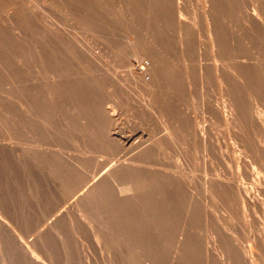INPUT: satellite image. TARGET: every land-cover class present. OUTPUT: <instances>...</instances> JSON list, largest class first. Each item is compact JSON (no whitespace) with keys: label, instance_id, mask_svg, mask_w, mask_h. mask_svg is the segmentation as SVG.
<instances>
[{"label":"bare ground","instance_id":"bare-ground-1","mask_svg":"<svg viewBox=\"0 0 264 264\" xmlns=\"http://www.w3.org/2000/svg\"><path fill=\"white\" fill-rule=\"evenodd\" d=\"M60 1L64 4L69 2L68 0L66 3L64 0ZM60 1L53 0L52 2L61 3ZM116 1H113L114 4ZM129 1L136 3L134 0H126L127 3ZM90 2L93 4V1ZM107 2L109 3V1L105 3ZM145 2L146 12L144 10L145 14L140 17L132 14L136 11L135 9L131 13L123 12L114 15V17L117 16V19L113 17L116 20V23L114 21L115 28L117 22L118 27L119 22L126 25L125 30L122 28L123 34L117 32L121 37L117 35L124 40L122 46H114L115 44L108 46L109 44L95 42L89 32L82 34L86 38L89 37L88 39L91 38L92 41L82 38V41L85 39L87 42L74 44V40L70 42L71 36L68 34L71 29L67 32V28L65 30L60 28V22H57L59 19L53 20L58 23H55L54 29L53 26H50V30H47L45 26L43 27L46 29L38 27L41 23L38 24V19L40 14H43L41 12L40 16L36 13L38 19L37 15L35 17L31 15L32 13L27 14L30 18L29 22L36 25L35 29L33 27V30L27 29L25 24L26 30L23 27L25 25L21 24L22 32L19 34L17 31L12 32L15 35L13 38L16 37V41L20 44L22 59L17 60L10 56L7 58V67L9 70L13 67L18 69L19 73L16 72L18 73L16 75L22 72L21 82L19 80L18 83H21V88L25 91L7 93L4 97L6 107L0 110V133L2 132L3 135L2 141L0 140V150L12 155L13 164L23 165V170L18 177L26 189H29L31 178L28 169L32 168L33 171L30 170V172H33L31 175L34 189L31 188L34 191L39 189L45 195L46 192L56 194L55 205H62V207L64 205L60 211H55L56 209L50 206L52 209H49V213H59L47 226L48 228L46 227L44 232H37L36 236L41 237V234L49 236L48 233L55 232V229L51 231L50 227L54 228L57 221L69 219L71 223L72 219V221L75 220L73 222L78 223V226L79 224L87 226L83 228L85 230L88 228L93 236L90 238L95 239L96 246L102 251L101 247L105 244L107 246L112 239V232L117 231V239L119 238L120 242L118 248L116 249L115 245L112 246L110 242V245L116 249L115 252L112 248L114 250L113 260L111 259L113 262L117 259L120 262H128L131 258L132 264H264V240L262 232H260L262 236L258 233L260 230L252 232L249 229L250 235L245 239L246 244H244L246 246L242 248L236 244V240L233 241L234 233L228 234L231 238L223 232H221L223 234L218 233L223 242V246L220 247L221 251H218V246V249L215 247L216 238L212 235L211 237L208 235L204 243L200 244L199 231L194 226V223H197L195 222L196 215L202 211H197V208L203 207L202 202L206 199L213 202L214 199L226 196L229 200L227 208L231 211L229 216L227 213L226 215L230 221L236 219L241 223V219H244L245 222L250 216L264 212V0H199L197 17L200 21L198 24L202 28L201 35L194 27L197 22L193 25L183 18V15H188L186 9L188 0H147ZM89 3L86 4L88 9L91 8L90 5L93 7L95 4L96 6V3L93 5ZM118 3L115 4L116 7ZM136 4L139 8H143V3L141 6L138 2ZM37 6L42 7L36 3L34 10ZM69 6L65 7L66 11ZM100 6L95 8L96 12L98 11L96 17L101 14ZM128 6L133 7L132 4L131 7L128 4L125 9H128ZM110 7L114 6L110 5ZM116 7L114 9L118 12ZM58 9L56 8L57 11ZM28 10L26 12L30 13ZM69 10L72 12L71 9ZM90 10L87 12L88 17ZM57 11L54 9L52 15L57 14L58 16ZM103 14L104 11L101 14L103 17L98 15L99 20L97 18L95 20L99 22L101 19H107L108 16L104 14L105 18ZM194 14L193 11V17H196ZM60 15L61 13L59 17ZM91 15L93 18V11ZM22 16H19L20 20ZM45 16L52 17L49 14L44 15V18ZM66 17L64 21L71 19V17ZM74 17L82 19V17L72 15V18ZM193 17L189 18L194 19ZM110 18L109 16L108 19ZM195 19L194 21L197 20ZM18 20L15 22L18 23ZM95 22L91 23V26L99 27L100 24L95 26ZM111 22L109 24H112ZM91 26H87V30H94ZM70 27L72 28V25ZM112 27L114 28L111 25ZM96 28L95 33L97 31L100 34L104 29L102 28L99 32L100 28L98 30ZM103 32L111 35L106 31ZM128 35H134L136 40H131ZM39 36L42 40L48 41V43L45 42L47 45L49 43L50 45L45 46L43 42L41 44ZM200 37L203 39L200 40ZM37 39L40 44L35 45L33 42ZM0 59L4 57L0 56ZM145 60L148 61V65H144ZM134 62L139 63V71ZM8 84L11 85L10 82ZM217 85L219 87L218 97L213 93V88H217ZM30 89L33 93H27ZM203 90L211 95L207 96ZM11 91H13L12 88ZM193 98L197 99V104L194 103L199 107V110L194 108V112L201 110L200 113H206L208 115L207 117L205 114L206 119L210 122L214 120L219 123L216 124L218 127L223 125L226 128L223 129L228 131L233 144L240 148L236 145L234 147L237 150L241 149L242 152L239 153L249 159V162L241 160L238 166L237 178L241 183H237L236 176L229 173L230 171L212 173L209 161L205 159H203L204 165L202 163L203 173L201 171V174H198L193 164L191 165L186 159L185 149L188 147L193 150L196 144H200L210 149V153L216 147V145L213 147L210 127L203 125L205 117L199 113L196 115L197 111L196 114L191 111ZM143 125H146L151 132L146 140H141L148 134V131L142 128ZM70 135H74L81 146L86 149L89 147L93 153H102L109 157L117 155V157L111 158L114 161L111 164H108L106 159L96 161L93 170H87L84 163L94 162L95 157L87 158L86 154V158L81 156L75 162H71L64 155L65 152L62 153L64 148L62 145L66 137L69 138ZM222 142L225 144V139ZM108 144L113 146L112 149L114 148L111 153L106 151ZM182 145L185 149L180 147ZM165 149L168 152L164 151ZM175 151H179L178 156L182 155L186 165L185 169L176 167L179 159L175 167L160 162L162 154ZM243 157L240 156L241 159H244ZM249 167L252 170H249ZM244 181L250 183L249 186H245ZM1 193L0 190V233L5 237H13L18 248L31 264H45L40 258L37 260L34 255L33 242L36 240L33 239L26 243L21 241L24 236L17 228V223L21 220L18 221L10 214V204L6 201L7 199L5 201L3 200L5 198L1 199ZM39 195L41 197V193ZM34 196L32 198L36 197ZM22 198L24 200V197ZM22 198L20 197L21 200ZM23 200L21 202L26 201ZM224 201L220 199L219 203ZM224 204L228 205V202L220 203V205ZM201 207L199 208L203 209ZM179 208L181 213L178 211ZM208 208L206 207L207 212H209ZM28 209L30 212L31 208ZM21 210L23 209L21 208L17 213L20 214ZM178 213L180 219L178 217L176 222L180 220V226L175 229L177 230L175 240L169 244L171 225ZM18 214L17 216L21 218ZM205 217L207 218V214ZM199 219H201L200 215ZM248 221L251 223L250 220ZM233 222L230 224L233 225ZM252 222L254 224V221ZM56 224L59 230L58 224L61 222ZM59 236H61L60 233ZM63 240L60 242L64 244L66 240ZM137 249H142L141 254L145 249L146 255L144 254V257L136 255ZM62 251L57 250V255L65 258L66 253L64 255ZM66 257L65 259L71 264L72 258ZM9 262L10 260L5 264H10Z\"/></svg>","mask_w":264,"mask_h":264},{"label":"rangeland","instance_id":"rangeland-1","mask_svg":"<svg viewBox=\"0 0 264 264\" xmlns=\"http://www.w3.org/2000/svg\"><path fill=\"white\" fill-rule=\"evenodd\" d=\"M20 1V2H19ZM34 1H36L35 2V4H34ZM38 1V2H37ZM48 1H49V3H48ZM53 0H0V26H2V27H4V26H6V27H4V28H2V27H0V40H1V42H0V56H1V58H3L4 57V59H0V62L3 60L4 62L2 63H0V72H2V73H0V79H1V83H0V95L2 96H0V110H3V109H5V107H6V101H5V95L7 94V93H22V92H24L23 90H22V85H20L21 83H18V81L19 82H21V79H22V72H21V74L20 75H16V74H18L19 73V71H18V69H16V68H12L11 70H9L8 69V59L7 58H9L10 56H12L14 59H19V60H21L22 59V57H21V47H20V44H18L19 42L18 41H16L17 40V38L15 37V38H13L15 35H13L12 34V32H18V34L20 33V32H22V25H27V27H26V25L25 26H23V27H25L24 29H31V30H33V28L35 29L36 28V25H33V23L31 22H29V20H30V18H29V16L28 15H30L31 13V15H33V16H35L36 17V15L38 14H40V12L41 13H45L44 15H47V14H49L50 16H52V17H49V16H45V18H44V15L43 14H40L39 16H40V18H42V19H40L39 17H38V15H37V19L39 20L38 21V24L40 23V26L38 25V27H43V26H45L46 28H48L47 30H50V28L53 26V29H54V26H55V23H57V22H60L59 23V25L61 26L60 28H64V30H65V28H67L66 29V31L68 32L70 29V32H68V34L71 36L70 38H71V40H70V42H73L72 40H74V44H82V43H84V41L85 42H87V41H92V40H90V39H88L89 37H84V33L86 32H89V33H91L92 34V38L95 40V42L97 41L98 43H105V45L107 44H109L108 46H113L114 44V46H122V44H123V42H124V40H122V38H120L121 36L119 35L120 33L119 32H121V34H123L122 33V31H123V29L126 27V25H125V23H122L121 22V24H122V26H121V24H120V22H119V27H118V22H117V27L119 28H115V25L116 24H114V21H115V23H116V20H114V18L115 19H117V16H115L114 17V15H117L118 13H126V12H129V13H131L132 12V10H136V11H134V12H132V14H136L137 16H141V15H143V14H145L144 12H146V6H145V4L147 3V2H145V1H147V0H143L142 1V3L144 4V2H145V4L144 5H142V3H141V0H137V1H135L134 0V2H138V4L139 3H141V4H139L140 6L142 5V7L144 8H141V9H143V10H141L140 8H139V6H137V4L136 3H133V2H131V1H129V2H131V4H132V6L133 5H135V6H133V7H131V4L128 2H126V0L124 1V0H120L119 1V3L116 1V0H106V1H109V3L107 2V3H105L106 1L104 0V2H103V0H96L97 2H94L95 0H89V2L90 1H93V4L94 3H96V6H97V8H99V6H100V3L101 2H103V3H101L102 5L100 6V9L99 10H101L100 12H101V14H102V12L104 11V14H106V16H108V18H109V16L111 17L110 19H108V21L109 22H111L112 24H109V22L107 21V19H103L105 22H102L103 20L101 19V21H99L98 22V20H99V18H98V15H97V17H96V13H98V11L96 12V10H95V8H96V6H95V4H94V6L92 7L91 5L89 6V7H91L92 9H94L95 10V12H94V10H92L91 8H89L88 9V6L86 5V4H88L89 2H87L88 0H85V2H87L86 4H84L83 2H82V0H68L69 2H68V4L66 3V0H64V2L66 3V4H64L62 1H60V0H56V1H60L61 3H59V2H52ZM101 1V2H100ZM113 1H116V3H118L119 5L121 4V6H119L118 4H117V7H116V3L114 4V2ZM121 1H124V2H121ZM128 1V0H127ZM133 1V0H132ZM197 1V2H196ZM198 1L199 0H188V4H187V6H186V9H187V12H188V15H190V16H188L187 14H185V15H183V18H184V20L186 19V21H188L189 23H191V24H196L195 22H197V24L194 26L195 27V29L200 33V35L202 34V28H201V25H199L198 23H200V21H198L199 19H198V17H197V14H199V7H198ZM9 2H11V4L9 3ZM22 2V3H21ZM40 2V3H39ZM121 2V3H120ZM126 2V3H125ZM9 3V4H8ZM14 3V4H13ZM30 3V4H29ZM36 3L38 4V5H41L42 7H40V6H37L36 8L37 9H35L34 10V6L36 5ZM83 3V4H82ZM129 4L130 5V7L131 8H129V6H128V9L126 8L125 9V7L127 6H124L125 4ZM13 4V5H12ZM27 4H29V5H27ZM33 6H32V5ZM45 4V6H43ZM89 4H92L91 2L89 3ZM92 4V5H93ZM106 4H108L107 5V7H105L106 6ZM52 5H54V6H56L55 8L52 6ZM66 5V6H65ZM70 5V6H69ZM99 5V6H98ZM104 5V6H103ZM110 5L111 6H114V7H112L113 8V10H112V8L110 7ZM60 6H65V7H68L69 6V9H71L72 10V12L69 10V9H67V11H66V8H65V11H66V13H65V11H64V8H61ZM87 6V7H86ZM119 6V7H118ZM192 6V7H191ZM11 7V8H10ZM20 7V8H19ZM34 7V8H33ZM41 8V10H38V9H40ZM48 7V8H47ZM53 7V8H52ZM60 7V8H59ZM104 7V10H102V8ZM116 7V10H118V12L117 11H115V8ZM123 7V10H121V8ZM135 7V8H134ZM32 9L31 11L30 10H28V9ZM46 8V9H45ZM49 8H50V11H48L49 10ZM56 8L58 9V11L56 10ZM87 8V9H86ZM96 8V9H97ZM119 8V9H118ZM198 8V9H197ZM42 9H43V11H42ZM53 9V10H52ZM54 9H55V11H57L56 13H58V16H57V14L54 16V15H52V14H54ZM93 11V18H91V14H92V11ZM108 10L106 13H105V11L106 10ZM191 9V10H190ZM193 9V10H192ZM24 10V11H23ZM28 10V12L30 11V13H27L26 11ZM33 10H34V12H35V14H34V12H33ZM88 10H90L89 11V17L87 16L88 15ZM128 10V11H127ZM145 10V11H144ZM196 10V11H195ZM198 10V11H197ZM46 11V12H45ZM48 11V12H47ZM71 13H70V12ZM120 11V12H119ZM144 11V12H143ZM191 11H192V13H191ZM193 11H194V15H196V19L193 17ZM9 12V13H8ZM23 12V13H22ZM24 12L26 13L25 15H24ZM39 12V13H38ZM62 12H64V14L62 13ZM73 12H74V14H73ZM99 12V13H100ZM114 12H116V13H114ZM135 12H137V13H135ZM17 13V14H16ZM37 13V14H36ZM51 13V14H50ZM61 13V15H60V17L61 18H63V19H61L60 17H59V14ZM69 13V14H68ZM76 13H77V15H76ZM91 13V14H90ZM94 13H95V15H94ZM108 13L110 14V15H108ZM113 13V14H112ZM23 16H22V15ZM28 14V15H27ZM73 16H77V17H82V19H79V18H76V17H74L76 20H73L74 18H72V15ZM99 15V16H102V15ZM103 14V15H104ZM43 15V16H42ZM68 15V16H67ZM70 15V16H69ZM113 15V16H112ZM192 15V16H191ZM19 16H22V20H20V17ZM67 16V17H66ZM105 16V15H104ZM106 16H105V18H106ZM46 17H47V19H46ZM55 19H54V18ZM64 17H66V18H70L71 17V19H68V20H66V21H68V22H72L71 23V25H72V28L70 27L71 25H68V24H70V23H67L66 21H64L65 20V18ZM85 17H86V19H85ZM103 17V16H102ZM114 17V18H113ZM191 17H193L196 21H194V19H190ZM14 18H16L15 20H14ZM19 20H18V19ZM87 18H88V20H87ZM90 18H91V20H90ZM98 19V20H95V19ZM25 21H24V20ZM56 19H59V20H57V22L56 21H53V20H56ZM19 21L18 23L17 22H15V21ZM41 20V21H40ZM52 20V21H51ZM71 20H73V21H71ZM85 20V21H84ZM87 20V21H86ZM191 20V21H190ZM193 20V21H192ZM64 21V22H63ZM83 21H84V23H83ZM91 21V22H90ZM95 22V26H98L99 24V27H92L91 26V23L92 22ZM15 22V23H14ZM62 22H63V24H62ZM93 22V23H94ZM98 22V24L96 25V23ZM102 22V23H101ZM2 23V24H1ZM17 23V24H16ZM28 23H30V24H28ZM92 23V24H93ZM104 23V24H103ZM11 24V25H10ZM22 24V25H21ZM49 24V25H48ZM58 24V23H57ZM105 24H106V26H105ZM110 26H109V25ZM114 24V25H113ZM139 24V23H138ZM9 25V27H7ZM31 26V28H30V26ZM103 25V26H102ZM111 25L112 26H114V28L112 27L111 28ZM51 26V27H50ZM79 26V27H78ZM90 27L91 26V29L92 28H94V32H92V30H87V28L88 27ZM142 26V25H141ZM33 27V28H32ZM45 27H43V29L45 28ZM80 27H82V28H80ZM108 27H109V29H108ZM199 28V29H201L200 31H199V29H197V28ZM7 28V29H6ZM13 30H12V29ZM16 28V29H15ZM19 28H20V31H18L19 30ZM45 28V29H46ZM74 28H76V29H74ZM86 28V29H85ZM95 28H96V30H98V28H100L99 29V32H101V30H102V28H107V29H103L102 30V32L103 31H106V32H108V33H110L111 35L109 36V35H106V34H104V32L102 33L101 32V34L100 33H98L97 31H96V33H95ZM123 28V29H122ZM9 29V30H8ZM26 29V30H27ZM83 29V30H82ZM90 29V28H89ZM113 29V30H112ZM143 29V28H142ZM2 30H5V31H2ZM75 30V31H74ZM112 30V31H111ZM115 30H116V33H115ZM120 30V31H119ZM125 30V29H124ZM23 31H25V30H23ZM114 31V32H113ZM143 31H144V29H143ZM74 34H73V33ZM119 34H118V33ZM9 33H11V34H9ZM84 35H83V34ZM107 33V34H108ZM113 33H115V35H114V37H117V38H114V37H112L113 36ZM3 34V35H2ZM4 34H6V35H4ZM17 34V33H16ZM96 34V35H95ZM120 36H118V35ZM15 40H13L10 36ZM72 35H74V37H75V39H77V41H75V39H74V37L72 36ZM97 35H100V36H97ZM102 35V36H101ZM117 35V36H116ZM3 36V37H2ZM108 36V37H107ZM129 36V38L131 39V40H136V39H134V38H136L134 35H128ZM40 37V36H39ZM81 37V38H80ZM101 37H103V39L101 38ZM6 38V39H5ZM8 38V39H7ZM70 38H68V39H70ZM82 38H85L84 39V41H82L83 39ZM105 38H107V39H105ZM110 38V39H109ZM120 40H119V39ZM9 39H10V41H9ZM14 41V42H16L15 44H16V46H15V44H14V42L12 41V40ZM82 39V40H81ZM99 39V40H98ZM203 38L202 37H200V40H202ZM6 41V43H5V41ZM36 40V39H35ZM39 40H41L40 42H41V44H43V43H45V42H47L48 43V41H46V40H42V38L40 37L39 38ZM39 40L37 39V41H34L33 43H35V45L36 44H40V42H39ZM12 41V42H11ZM100 41V42H99ZM120 41H121V43H120ZM43 42V43H42ZM69 42V43H70ZM115 42V43H114ZM117 42V43H116ZM118 42H119V44H118ZM9 43V44H8ZM11 43V44H10ZM72 43V44H73ZM13 44V45H12ZM46 44V43H45ZM44 44V45H45ZM111 44V45H110ZM18 45V46H17ZM43 45V46H44ZM48 45H50V43L48 44ZM47 44L45 45V46H48ZM124 45V44H123ZM38 46H42V45H38ZM2 47V48H1ZM21 51V52H20ZM13 54V55H10L11 53ZM15 52H16V54H15ZM19 52V53H18ZM9 54V55H6V54ZM21 53V54H20ZM4 54H5V56H4ZM20 55V56H19ZM8 56V57H7ZM18 56V57H17ZM30 57V56H29ZM117 57V56H116ZM6 58V59H5ZM5 61H6V63H5ZM147 60H145V61H143V63H144V65H148V61L146 62ZM134 64H135V66H136V68H137V70L139 71V69H140V66H139V63H137V62H134ZM4 70H3V69ZM2 70V71H1ZM9 70V71H8ZM14 70V71H13ZM7 72H9L8 74H7ZM16 72H18V73H16ZM3 73L5 74L4 76H3ZM15 73V74H14ZM7 74V75H6ZM11 74V75H10ZM15 75V76H14ZM3 76V77H2ZM8 76V77H7ZM12 78H11V77ZM7 77V78H6ZM3 78V79H2ZM11 78V79H10ZM13 78H15L14 80H12ZM20 78V79H19ZM6 79L11 83V85L10 84H8L9 82L8 81H6ZM4 80H5V83H7V84H5L4 83ZM11 80H12V82H11ZM15 81V82H14ZM16 83H18V84H16ZM13 84H15V85H13ZM4 85V86H3ZM7 85V86H6ZM9 85V86H8ZM11 86V87H10ZM8 87H10V89L8 88ZM11 88L13 89V91H11ZM15 88H16V90H15ZM18 88V89H17ZM20 89V90H19ZM214 89H216V90H214ZM18 90V91H17ZM206 90V89H205ZM205 90H203V92L204 93H206L205 92ZM20 91V92H19ZM213 93H215V96H217V94L219 93V87H218V85H217V88L216 87H214L213 88ZM215 91H217V92H215ZM28 92H31V93H33V91L30 89L29 91H27V93ZM3 94V95H2ZM207 94V96L208 95H211V93L209 94V93H206ZM134 96V95H133ZM218 97V96H217ZM197 104V99L195 100L194 98H193V107L191 106L190 108H192V110L191 111H193V113H195L196 114V111L194 112V110L195 109H198L199 110V107L198 106H195V103ZM3 103V104H2ZM195 106V107H194ZM197 107V108H196ZM195 108V109H194ZM201 111V110H200ZM200 111H197V114L196 115H198V113H199V115H203L204 117H205V119H203L204 120V122H203V120L201 121V122H203L204 124L203 125H208L209 127H210V129H211V133H212V142H213V147H215V145H216V147H217V151H216V147H215V149L213 148L211 151H212V153H210L209 151H210V149H207V147L205 148V147H203L202 145H200V144H196L195 145V147L194 146H191V147H194L193 148V150H192V148H184V146L182 147V146H180L182 149H185V156H186V159L190 162V164L194 167V169L196 170L195 172H197L198 174H201V171H202V173H203V170H204V166H202V163H203V165H204V162H203V159H205L206 161H209L208 163L210 164V166H211V169L213 170L212 171V173H214V174H218V173H222L223 172V170H224V172L225 171H230L229 173H231L234 177H235V179H236V181H237V183L239 184V183H241V181L237 178V175H238V166H239V164L242 162L241 160H245V162H249V159L247 158V157H245L242 153L240 154L239 152L241 151L242 152V150L241 149H238L237 150V148L236 147H239L238 145H236V144H233L234 142H233V140H231L229 137H230V135L228 134V131L227 130H224V129H226L223 125L222 126H220V127H218V125H216V124H219V123H217V122H215L214 120H212V122H210V120L209 119H206V116L208 117V115L206 114V116H205V114L203 113H200ZM208 120V121H207ZM214 121V122H213ZM211 124V125H210ZM217 126V127H216ZM142 128H144V129H146L147 131H148V134H147V131H146V136L143 138V139H141V140H146L147 138H149L148 136L149 135H151V132H150V130H149V128H147V126L145 125H143V127ZM215 128V129H214ZM218 128V129H217ZM224 128V129H223ZM221 131V132H220ZM222 132H226L225 134H223ZM71 134H73V133H71ZM215 134H216V136H215ZM228 134V135H227ZM218 135V136H217ZM3 135H2V132L0 133V140L2 141V137ZM71 136V135H70ZM69 136V138L68 137H66V141H65V143L62 145L63 147H61V148H63V150H62V153H64V155L66 156V157H68L70 160H71V162H75L76 161V159L77 158H79V157H81L82 156V158H86V154H87V158L88 157H95V160H94V162H85L84 163V165H86V166H84L87 170H93V165L95 164V162L97 161H103V159L105 160L106 159V161H107V163L108 164H111V163H113L114 161H113V159H111V158H114L115 159V157H117V155L116 156H114V157H109V156H106V155H104V154H102V153H93L91 150H90V148L89 147H87V146H85V147H87V149L86 148H84V146H81V144H79V142H77V140L74 138V135H72L71 137ZM215 136V137H214ZM220 136H221V138H220ZM224 136V137H223ZM219 138V139H218ZM213 139H214V141H213ZM224 139H225V144H224V142H222V141H224ZM231 140V141H230ZM0 141V142H1ZM227 141V142H226ZM222 142V143H221ZM215 143V144H214ZM233 145V146H232ZM234 145H236V147H234ZM198 146H199V148H198ZM75 147V148H74ZM110 147H111V149H112V145L110 146V144H108L107 146H106V151L107 152H112V151H114V148L111 150L110 149ZM202 147H203V151H202ZM226 148H228V149H226ZM235 148V149H234ZM240 148V147H239ZM207 149V150H206ZM190 150V151H189ZM191 150H192V152H191ZM231 150V151H230ZM64 151V152H63ZM164 151H167L166 149L164 150ZM187 151V152H186ZM194 151V152H193ZM198 151V152H197ZM214 151H216V152H214ZM221 151V152H220ZM2 152V153H1ZM168 152V151H167ZM178 152L179 151H175V152H169V153H167V154H162L161 156H160V158H162V161H160V162H163V163H166V165H170L171 167H175L176 165H177V162H178V165L176 166V167H178L179 169H185L186 168V165L184 164V160H183V158H182V155H180V156H178ZM200 152H201V154H200ZM203 152V153H202ZM219 152V153H218ZM224 152H226L225 154H224ZM0 190H1V194H2V196H4V197H2L1 196V199L2 198H5V199H3L4 201L6 200L9 204H10V214L11 215H13L14 217H16V219L18 220V221H20V222H18V223H20V224H18L17 223V228L19 229V231L23 234V238L21 239V241L22 242H24V243H26V242H31V241H33V239H34V241L35 242H33V246H34V248H33V252L35 253L34 255H35V257H36V259L38 260V258H40L45 264H70V262L68 261V260H66L65 258H67L66 256H68V258H72V263L71 264H107L106 262H109L108 264H132V261H131V258L128 260V262H120L119 261V259H117V261H112L113 260V252H114V250H115V252H116V249L118 248V245L120 244V242H119V238L117 239V231L115 230V231H113L112 232V239H110V242L112 243H110V242H108V244H107V246H108V248H107V246H106V244L105 245H103V247H101L102 246V244H100L101 246V248L103 249V251L100 249V248H98L97 246H96V242H95V239L93 238H90L92 235L90 234V232H89V230H88V228H86V230L84 229L85 227H87L86 225H85V227L84 226H82V225H84V224H79V226L77 225L78 223H76V222H73V221H75V220H73L72 221V219H71V223H70V221H69V219H61V220H59V221H57L56 223H59V222H61V224H58L59 226V230H58V228H56L57 227V224L55 223L54 225H55V227L54 226H52V227H54V228H51L50 227V229H51V231H54V229H55V232H53V233H48L49 234V236H50V238H49V236H46V235H43V234H41V237H39L38 235L36 236V234H37V232L39 233L40 231H42V232H44V230L46 229V227L48 226V225H50L51 223H52V220L55 218V216L59 213H57V212H53V213H49V209H52L51 207H53V209L55 208L56 210L55 211H60V210H62L63 208H64V205H63V207H62V205H55V198H56V194L54 195V194H51L50 192H46V195L42 192V191H40L39 189H35V191L33 190L34 189V186H33V177H32V171H33V169L31 168V169H28V174L30 175V180H29V189H26L24 186H23V184L21 183V181H20V178L18 177L19 176V174H20V172L23 170V165H21V163H12V155H10L9 153H3V151L2 150H0ZM68 153V154H67ZM217 156H215L214 154ZM4 154V155H3ZM6 154V155H5ZM8 154V155H7ZM204 156H203V155ZM213 154V155H212ZM238 154H240V155H238ZM104 155V156H103ZM184 155V154H183ZM212 155V156H211ZM219 155V156H218ZM84 156V157H83ZM167 156V157H166ZM201 156V157H200ZM227 156V158H225ZM240 156L241 157H243L244 159H241L240 158ZM179 157V158H178ZM211 157V158H210ZM215 157V158H214ZM221 159H219V158ZM96 158H97V160H96ZM200 158H202V159H200ZM237 158V159H236ZM102 159V160H101ZM164 159V160H163ZM170 161H169V160ZM179 159V160H178ZM247 159V160H246ZM168 160V161H167ZM178 160V161H177ZM204 160V161H205ZM216 160V161H215ZM221 163V161H222V165L220 164V163H218V161ZM202 161V162H201ZM231 161V162H230ZM240 161V162H239ZM171 162V163H170ZM173 162H175L174 164H173ZM181 162V163H180ZM211 162V163H210ZM239 162V163H238ZM11 163V164H10ZM199 164H201V165H199ZM222 166H220V165ZM223 164L225 165V166H223ZM236 164V165H235ZM238 164V165H237ZM13 165V166H12ZM214 165H215V167H214ZM219 165V166H218ZM13 168H12V167ZM3 167V168H2ZM20 167V168H19ZM182 167V168H181ZM199 167V168H198ZM202 167H203V169H202ZM224 167H225V169H224ZM14 168H15V170H14ZM223 168V169H222ZM236 168V169H235ZM215 169V170H214ZM221 169V170H220ZM5 170V171H4ZM30 170H32L31 172H30ZM86 170V171H87ZM249 170H252V168H250L249 167ZM2 171V172H1ZM5 172V175H4V172ZM232 171V172H231ZM2 173V174H1ZM2 175V176H1ZM12 175V176H11ZM238 179V180H237ZM8 182H11V183H8ZM18 182V183H17ZM30 182H31V186H30ZM6 184V185H5ZM15 184V185H14ZM248 184V185H247ZM249 184L250 183H248L247 181H244V185L245 186H249ZM16 186H19V187H16ZM33 189H32V188ZM7 188V189H6ZM6 189V191H4ZM27 192H26V191ZM38 190V191H37ZM4 192H6L5 194H4ZM19 192V193H18ZM32 192V193H31ZM41 193V197H40V194ZM6 195H8V196H6ZM24 195V196H23ZM26 195V196H25ZM32 195V196H31ZM36 197H35V196ZM37 195H39V196H37ZM6 196V197H5ZM35 197V198H32V197ZM20 197L22 198V197H24V200H26V201H24L23 200V198H22V200L24 201V202H21L22 200L20 199ZM50 198V199H49ZM264 198V197H263ZM40 199V200H39ZM220 199H222V201H224V202H228V205H225V204H227V203H225L224 205H220V203L221 204H223L224 202H220L219 203V201H220ZM220 199H214V201L212 202L211 200H205V201H203L202 203H203V207H201V206H199V207H201V208H203V209H200L199 207L197 208V211L199 210H202V211H200L201 212V214H200V212H198L199 214H197L196 215V219H195V222L197 221V223H194V226H196L197 228H198V231H199V240H200V244L202 245L204 242L203 241H205V239H206V237L209 235H212V236H214L215 238H216V242H215V247H216V249H218L219 248V250L218 251H221V249H220V247L221 246H223V242H222V240H221V235L220 234H233V236H232V238H234L233 239V241L234 240H236L237 241V245L239 246V247H245L246 245H244V244H246V238L250 235L249 233V229L250 230H252V232H258L259 230V234H260V232H262L261 234L263 235H261L262 236V238H263V240H264V212H262V213H258V215H257V213L255 214V215H252V216H250L249 218H247V221H245L244 222V219H241V223H239L240 221H237L236 219V221L235 220H231L230 221V219L227 217V215L229 216L230 215V213H231V211H229L230 209H228L227 207H229V200L227 199V197L225 196H222V198H220ZM204 200V199H203ZM219 200V201H218ZM35 202H37L36 203V205L34 204ZM264 202V201H263ZM34 204V205H33ZM54 204V205H53ZM39 207H38V206ZM31 206V207H30ZM43 208H42V207ZM51 206V207H50ZM60 206H61V208H60ZM226 206V207H225ZM205 207V208H204ZM206 207H209L208 209H209V212H207L208 210H206ZM222 207H224V208H222ZM23 209V210H21V213L20 214H18L20 211V209ZM28 208H31V210L32 209H34V210H32V211H34V213L30 210V212H29V209ZM40 208V209H39ZM226 208V209H225ZM19 209V210H18ZM37 209H38V211H37ZM43 209H44V211H43ZM221 209V210H220ZM36 210V211H35ZM204 210H206V212L204 211ZM17 211H18V213H17ZM178 211H180L179 213H181V209L179 208V210ZM222 211V212H221ZM38 212V213H37ZM207 214V218L205 217V213ZM242 212V211H241ZM35 213H37V214H35ZM47 213H49V215L47 214ZM178 213V215H176L177 217H175V221H173V223H172V225H171V229H170V234H169V239H168V242H169V244L170 243H172L174 240H175V237L177 236V230H175V229H178L179 228V224H180V220H177V222H176V219L180 216V214ZM220 213H222V214H220ZM226 213H227V215H226ZM17 214L18 215H20L21 216V218L19 217V216H17ZM51 214V215H50ZM55 214V215H54ZM205 214V215H204ZM33 215V216H32ZM35 215V216H34ZM199 215H200V217H201V219L203 220V222H202V220L201 219H199L198 220V218H199ZM223 215H226V216H223ZM39 216V217H38ZM204 216V217H203ZM221 216H223V217H221ZM254 216V217H253ZM32 217H34V218H32ZM225 217V218H224ZM240 217V216H239ZM255 217L257 218L256 220H255ZM261 217V218H260ZM45 218V219H44ZM204 218H205V221H204ZM228 220H227V219ZM250 218H254V219H250ZM37 219V220H36ZM178 219H180V217L178 218ZM224 219H226V220H224ZM240 219V218H239ZM238 219V220H239ZM248 220H250L251 221V223H249V221ZM199 221V222H198ZM232 222V221H234L232 224L233 225H231L230 224V222ZM252 221H254V224H252L253 222ZM256 221V222H255ZM257 221H258V223H257ZM36 222H37V224H36ZM213 222V223H212ZM25 223V224H24ZM176 223H178V225L176 224ZM214 223H215V225H214ZM223 223V224H222ZM21 224H22V226H21ZM40 224V225H39ZM47 224V225H46ZM76 224V225H75ZM195 224H198V225H195ZM250 224H251V226H250ZM257 224V225H256ZM37 225V226H36ZM46 225V226H45ZM175 225H176V228H175ZM217 225V226H216ZM252 225H253V227H252ZM259 225V226H258ZM40 226H42L43 227V230H42V227H40ZM77 226H78V228H77ZM82 226V227H81ZM215 226V227H214ZM246 226V227H245ZM35 227H37V228H39V229H37V228H35ZM84 227V228H83ZM227 227V228H226ZM229 227V228H228ZM232 227V228H231ZM250 227V228H249ZM260 227V228H259ZM263 227V228H262ZM48 228V227H47ZM80 228V229H79ZM81 228H83V229H81ZM215 228H216V230H217V232H216V230H215ZM224 228V229H223ZM232 230H231V229ZM242 228V229H241ZM37 229V230H36ZM41 229V230H40ZM53 229V230H52ZM56 229L59 231V233H60V235L61 236H59V233H57L58 231H56ZM230 229V230H229ZM236 229V230H235ZM262 229V230H261ZM24 230V231H23ZM61 230V231H60ZM82 230V231H81ZM84 230V231H83ZM223 230V231H222ZM227 230V231H226ZM228 230H229V232L230 231H232V232H228ZM244 230V231H243ZM258 230V231H257ZM175 231H176V233H175ZM228 232V233H226V232ZM245 231H246V233H245ZM221 232H223V233H221ZM57 233V234H56ZM63 234V236H62V234ZM174 233H175V236H174ZM218 233H220L219 235H218ZM56 234V235H55ZM236 234V235H235ZM2 234L0 233V264H5L6 263V261H7V263H8V260H10V264H31L30 263V260L28 259V258H26L24 255V253H22L21 252V250H20V248H18V246H17V242H15L14 241V238L13 237H11V236H7V237H5V235H2ZM53 235V236H52ZM42 236H44V237H42ZM113 236H115V238H113ZM229 236V235H228ZM5 237V238H4ZM38 237V239H35V238H37ZM93 237V236H92ZM211 237V236H210ZM230 238H231V235L229 236ZM239 237V238H238ZM44 238H46V239H44ZM55 240H54V239ZM62 238H66L65 240H63ZM236 238V239H235ZM42 239H44V240H42ZM57 239H60V240H57ZM65 241L64 242V244H63V242H60V241ZM91 239L93 240L92 241V243H90L91 242ZM77 240V241H76ZM115 240V241H114ZM117 241V242H116ZM244 241V242H243ZM235 242V241H234ZM76 243V244H75ZM114 243V244H113ZM239 243V244H238ZM113 246V245H115L114 247L116 248H114V247H112L111 245ZM2 245H3V247H2ZM69 245V246H68ZM72 245H73V247H72ZM80 245V246H79ZM67 246V247H66ZM106 246V247H105ZM111 246V247H110ZM217 246H218V248H217ZM69 247V248H68ZM76 247H78L77 249H76ZM83 247H85V248H83ZM114 250H113V249ZM110 249V250H109ZM57 250H63L62 252H63V254L64 253H66V256H65V258L64 257H62V256H59V255H57ZM71 250V251H70ZM78 250V251H77ZM82 250V251H81ZM140 250H142V249H137L135 252V254L136 255H139L140 257H144L145 255H146V250L145 249H143V251H142V254H141V251ZM6 251H7V254H6ZM86 251V252H85ZM111 251V252H110ZM5 252V253H4ZM74 252H76V253H74ZM79 252V253H78ZM102 252V253H101ZM24 254V255H23ZM78 254V255H77ZM104 254V255H103ZM145 254V255H144ZM12 255H14V256H12ZM65 255V254H64ZM109 255H110V257H109ZM7 256H12V257H7ZM15 256L17 257V258H15ZM108 257H109V260H107L108 259ZM10 258V259H9ZM79 258V259H78ZM17 259V260H16ZM77 259V260H76ZM112 259V260H111ZM15 260V261H14ZM86 260H87V262H86ZM257 260V259H256ZM112 261V262H111ZM12 262H14V263H12ZM131 262V263H130ZM33 263V262H32ZM33 264H35V263H33ZM135 264V263H134ZM137 264V263H136Z\"/></svg>","mask_w":264,"mask_h":264}]
</instances>
